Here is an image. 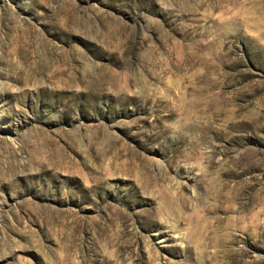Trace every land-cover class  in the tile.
Listing matches in <instances>:
<instances>
[{
    "label": "rangeland",
    "instance_id": "obj_1",
    "mask_svg": "<svg viewBox=\"0 0 264 264\" xmlns=\"http://www.w3.org/2000/svg\"><path fill=\"white\" fill-rule=\"evenodd\" d=\"M0 264H264V0H0Z\"/></svg>",
    "mask_w": 264,
    "mask_h": 264
}]
</instances>
